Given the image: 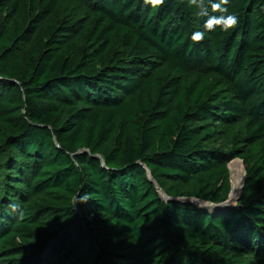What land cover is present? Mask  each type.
I'll list each match as a JSON object with an SVG mask.
<instances>
[{
  "label": "trees",
  "instance_id": "1",
  "mask_svg": "<svg viewBox=\"0 0 264 264\" xmlns=\"http://www.w3.org/2000/svg\"><path fill=\"white\" fill-rule=\"evenodd\" d=\"M219 2L0 0V264H264V2Z\"/></svg>",
  "mask_w": 264,
  "mask_h": 264
},
{
  "label": "clouds",
  "instance_id": "2",
  "mask_svg": "<svg viewBox=\"0 0 264 264\" xmlns=\"http://www.w3.org/2000/svg\"><path fill=\"white\" fill-rule=\"evenodd\" d=\"M145 4L151 5L153 8H158L159 6L165 3V0H144ZM190 2L196 5L200 12L201 16H206L208 14L207 8L204 7L206 0H190ZM208 3H211V0H207ZM258 2H264V0H258ZM228 0H220L219 3L212 4L213 12H220L219 16L209 17L205 23L204 28L207 31H212L214 28L218 27L220 31L227 32L236 27L238 24V17L235 13H230L227 8L221 7L222 4H227ZM205 31H194L191 34V40L194 43L200 42L205 39ZM87 195L80 196V202H87Z\"/></svg>",
  "mask_w": 264,
  "mask_h": 264
},
{
  "label": "rangeland",
  "instance_id": "3",
  "mask_svg": "<svg viewBox=\"0 0 264 264\" xmlns=\"http://www.w3.org/2000/svg\"><path fill=\"white\" fill-rule=\"evenodd\" d=\"M229 170H230V180H231V193H232V191H233V180H234V175H235V177H238V178H240L241 177V175L243 174V177H242V184H243V180H244V177H245V168H244V165H243V163H242V161L241 160H239V159H236V160H233L230 164H229ZM233 173H234V175H233ZM242 184H241V187H242ZM241 187H240V189H241ZM240 191V190H239ZM159 193L162 195V197L164 198V196H163V194L159 191ZM240 194V193H239ZM190 201H192L193 203L194 202H197V201H193V200H190ZM231 202V203H230ZM230 202H229V207L228 208H231V207H233L234 206V208L237 206V203L234 201V202H232L231 200H230ZM201 203V202H200ZM203 204V203H202ZM206 204L207 203H204L202 206L201 205H199V207L200 208H202V209H204V210H207V211H210V212H214V210L212 209V208H208V205H210V204H208L207 206H206ZM206 206V207H205ZM211 206V205H210ZM213 206V205H212ZM231 206V207H230ZM215 209V211H218V209L217 208H214ZM219 210H221V209H219ZM223 210H227V208H223Z\"/></svg>",
  "mask_w": 264,
  "mask_h": 264
},
{
  "label": "bare ground",
  "instance_id": "4",
  "mask_svg": "<svg viewBox=\"0 0 264 264\" xmlns=\"http://www.w3.org/2000/svg\"><path fill=\"white\" fill-rule=\"evenodd\" d=\"M233 175H234V173H233ZM242 177H243V174L241 175V177L240 178H238V177H235V175H234V180H233V191H232V193L230 194V200L232 201V202H236L237 201V199H238V197H239V193H240V191L239 190H241L240 189V187H241V184H242ZM194 201V200H193ZM230 202V201H229ZM231 203V202H230ZM199 204L201 205L202 203H200L199 202ZM204 204V203H203ZM202 204V205H203ZM207 206V205H206ZM205 206V207H206ZM229 207V206H228ZM231 207V206H230ZM208 208H212V209H214V208H217L218 210L220 209V207H217V206H215V207H209L208 206ZM225 209V208H224Z\"/></svg>",
  "mask_w": 264,
  "mask_h": 264
},
{
  "label": "water",
  "instance_id": "5",
  "mask_svg": "<svg viewBox=\"0 0 264 264\" xmlns=\"http://www.w3.org/2000/svg\"><path fill=\"white\" fill-rule=\"evenodd\" d=\"M243 185H244V180H243V184H242V187H241V190H240V194H239V197H238L236 203H237V202L239 201V199H240V195H241V193H242ZM230 194H231V193H230ZM229 201H230V196H229L228 200H227L225 203L220 204V205H217V207H220L221 210H223V208H227L228 210L233 209L234 206L231 207V208H228V206H229ZM184 203H188V204L195 205V206H199V205H200V204H199V201L193 203V202L190 201V200H184ZM201 203H203V202H201ZM201 206H202V204H201Z\"/></svg>",
  "mask_w": 264,
  "mask_h": 264
}]
</instances>
